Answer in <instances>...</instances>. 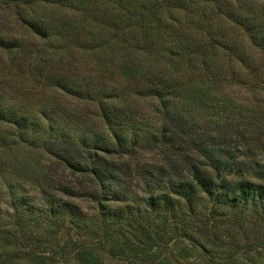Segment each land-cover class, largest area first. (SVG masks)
<instances>
[{"label": "trees", "instance_id": "trees-1", "mask_svg": "<svg viewBox=\"0 0 264 264\" xmlns=\"http://www.w3.org/2000/svg\"><path fill=\"white\" fill-rule=\"evenodd\" d=\"M200 1L211 5L209 14L214 16L201 13L196 21L184 18L188 30L195 31L187 35L170 15L176 8L189 11L193 0H0V7H7L12 18L0 21V82L20 71L29 74L27 82L34 87L11 84L16 93L12 101L21 107L17 113L12 105L0 107V121L11 125L19 144L42 143L46 154L79 176L83 194L75 197L94 207V217L72 213L78 219L69 222L70 228L81 230L84 222L94 220L101 231L128 232L134 243L147 249L152 241L150 217L169 213L163 217L178 218L175 206L191 205L197 192L214 206L232 210L255 197L263 202L264 161L252 158V152L245 154L249 138L229 124L230 98L218 100L208 87L220 80L212 72L218 52L228 56L230 64L234 59L244 63L235 37L224 36L216 28L217 17L225 16L260 49V62L253 69L246 66L251 75H238L227 64L231 81L248 79L250 85L264 86V27L253 18L227 11L224 0ZM236 1L241 6L242 1ZM162 12L169 14L170 22ZM2 68L8 76L1 75ZM37 91L55 95L51 100L47 97V104H38L39 112L52 120L44 130L37 125L38 111L27 108L30 101L35 104L31 96H38ZM65 98L76 109L81 105L82 113L59 111L56 103ZM151 102L157 106L150 111L141 106ZM204 107L211 110L209 120L213 116L218 130L200 129L196 113ZM90 116L93 128H84L81 123L88 124ZM158 117L163 121L158 122ZM61 118L66 119L64 127ZM43 136L46 140L41 142ZM152 150L164 153L160 164L143 170L144 174L137 170L135 177L126 175L131 168L128 158ZM141 175L147 177L141 186L145 197L135 200L136 206L127 205L125 197L134 198L133 190L140 191ZM125 176L129 181L121 180ZM58 192L74 195L69 188ZM46 203L50 220H60L63 209H72L56 200ZM116 203L121 207H114ZM206 223L210 226L212 220ZM116 243L129 249L126 240Z\"/></svg>", "mask_w": 264, "mask_h": 264}, {"label": "rangeland", "instance_id": "rangeland-1", "mask_svg": "<svg viewBox=\"0 0 264 264\" xmlns=\"http://www.w3.org/2000/svg\"><path fill=\"white\" fill-rule=\"evenodd\" d=\"M193 1L195 5L190 7L189 11L176 8L170 15L171 19L174 17V21L179 23L176 26L181 28V33L187 35H193L195 31L188 30L184 18L196 21L201 13L211 18L214 16L209 14L213 9L211 5L207 7L200 0ZM241 1L239 6L236 0H224L226 10L234 14L239 12L247 19L253 18L255 23L264 27V2ZM226 10L224 9L225 12ZM168 15L165 12L161 13L165 21H169ZM217 18L220 19L215 21L216 28L224 36L235 37L238 54L244 63L234 59L230 64L228 56L218 52L212 72L220 80L215 86L208 88L214 94L211 95L218 97V100L230 98L233 109L229 124L243 130L249 138L247 139L249 146L244 151L245 154L252 152L254 154L252 158L264 161V86L262 83L250 85L248 79L239 78L237 81H231L228 74L230 69L227 68L229 65L232 66L234 73L241 76L251 75L250 69H246V66H252L253 69L260 62V49L252 46L233 23L226 21L225 16ZM2 20L6 22L12 20L7 7H0V21ZM11 24L12 22L9 26ZM8 74L9 72L2 68L1 75L8 76ZM12 75L16 76L2 77L4 81L0 82V107L5 105L11 109L10 105H12L14 112L17 113L21 106L12 101L16 93L10 85L17 86L23 82L26 86L34 87L32 83L27 82L31 78L28 73L19 71ZM192 80L196 83L195 76ZM37 92L38 96L34 93L31 96L35 104L30 101L27 108L33 107V111H38L37 125L40 130H44L52 120L44 117L45 113L39 112L38 104L40 101L47 104V97L51 100L55 95L49 92L43 96V93ZM39 97L42 98L39 100ZM71 103L72 100L69 98L61 99L56 103L57 109L62 112L75 109L76 112L82 113L81 105H77L78 109H76ZM141 106L144 110L150 111L157 104L151 102ZM11 112L12 110L8 111L9 114ZM209 115L211 110L207 107L196 113L200 129L209 126L217 129L218 124L215 123L217 121H214L213 116L209 120ZM50 117L57 118L55 115ZM92 118L90 116L89 120L85 119L88 124L81 123V125L87 129L93 128L90 122ZM159 118L161 117H158V122H162L163 120ZM65 120L61 118L60 127L67 124ZM213 121L214 124H211ZM94 128L97 130L98 125ZM99 128L102 129L101 126ZM13 134L11 125L0 121V264H264V200L262 202L257 197L243 208L232 210L221 205L214 206L212 200L197 192L191 205L180 202L175 206L178 218L163 217L169 213L156 218L150 217L153 220L150 223L153 226L152 241L147 249H142L134 243L135 240L129 237L130 234L128 236V232L124 234L113 229L101 231L99 226L94 224V220L91 223L84 222V228L81 230L70 228L69 222L78 219V217L74 218L72 213L76 212L77 216L84 213L93 216L94 213V207H88L83 197H75L76 194L81 193L80 185L76 180L79 176L72 175L65 165L46 154L41 147L42 143H37V147L31 143L19 144ZM39 140L41 142L46 140V136L40 137ZM143 140L146 141V138ZM163 154L159 150L139 151L136 158L127 159L131 168L126 175L135 177L139 175L137 170L142 174L145 170H152L162 162ZM184 168L185 166L182 167ZM142 176L140 191L133 190L134 198L130 197L131 195L125 197L127 205L136 206L135 200L144 199L145 194L141 193L143 190L141 186L146 182L147 177L144 176L142 179ZM121 180L126 182L129 178L125 176ZM254 182L261 183L258 180ZM65 188H69L74 195L68 196L58 192L59 189ZM47 200L66 203L72 209H63L64 217L60 220L57 218L50 220L45 215L49 208ZM116 204L114 207L122 205ZM88 208L92 211H86ZM181 214L186 217H181ZM206 219L212 220L210 226H207ZM119 239L130 243L128 250L118 246L116 242Z\"/></svg>", "mask_w": 264, "mask_h": 264}]
</instances>
